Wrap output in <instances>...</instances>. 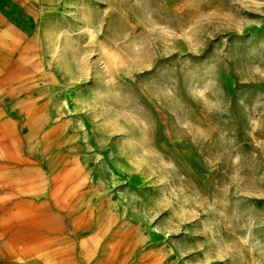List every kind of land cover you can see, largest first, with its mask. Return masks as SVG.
Segmentation results:
<instances>
[{"label": "rangeland", "instance_id": "374dc122", "mask_svg": "<svg viewBox=\"0 0 264 264\" xmlns=\"http://www.w3.org/2000/svg\"><path fill=\"white\" fill-rule=\"evenodd\" d=\"M0 114V264H264V0H0Z\"/></svg>", "mask_w": 264, "mask_h": 264}, {"label": "crops", "instance_id": "0c3cea01", "mask_svg": "<svg viewBox=\"0 0 264 264\" xmlns=\"http://www.w3.org/2000/svg\"><path fill=\"white\" fill-rule=\"evenodd\" d=\"M2 115L0 114V121L2 122ZM6 129V126H5ZM6 133L3 132V130L1 131L0 134V184H4L3 182H7V179H4L3 177L5 175H8L10 173H8L9 169H13V170H21V163L17 162L16 159V155L14 152L9 150V145H10V134L5 130ZM12 161V162H10ZM17 165V166H16ZM13 175V174H10ZM17 185L18 183L15 182ZM24 194V193H23ZM22 195L19 194L18 192V196Z\"/></svg>", "mask_w": 264, "mask_h": 264}, {"label": "bare ground", "instance_id": "6f19581e", "mask_svg": "<svg viewBox=\"0 0 264 264\" xmlns=\"http://www.w3.org/2000/svg\"><path fill=\"white\" fill-rule=\"evenodd\" d=\"M23 186V185H22ZM12 189H15V188H12Z\"/></svg>", "mask_w": 264, "mask_h": 264}]
</instances>
